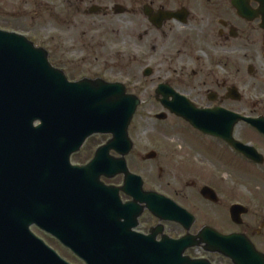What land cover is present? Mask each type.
<instances>
[{
  "label": "flooded vegetation",
  "instance_id": "1",
  "mask_svg": "<svg viewBox=\"0 0 264 264\" xmlns=\"http://www.w3.org/2000/svg\"><path fill=\"white\" fill-rule=\"evenodd\" d=\"M172 1L127 0L128 6L115 3L109 8L92 0H0V28L32 35L30 41L38 45L37 27L48 34L55 30V41L66 42L61 38L64 35L79 42L88 35L82 32L88 21L97 27L102 23L99 17L123 23L113 22L114 38L109 47L101 42L82 49L75 46L95 56L88 60L96 61V71L87 74L100 75L102 59L109 74L127 73L137 58L134 48L143 44L145 71L150 75L145 76L144 71L136 84L129 77L123 82L127 92L139 98L145 93L153 104L164 108V101H173V96L157 93L160 86H165L175 92L179 105L186 104L188 113H194V121L212 131L193 127L182 112L176 116L164 110L168 115L163 121L154 117L157 122L146 138L147 147L153 148L140 157L134 142L127 157V162L136 155L142 161L156 163L152 170L156 168L159 176L152 181L143 179V190L186 209L194 220L189 235L198 236L208 230L222 236H239L243 262L264 264V0ZM97 6L103 8L100 13L89 12ZM119 6L120 13L115 11ZM167 13L173 18H167ZM77 49H73L75 54H79ZM49 60L68 78L71 70H81L71 59L65 58L66 64L57 61L52 51ZM124 61H128L127 66ZM173 119L178 129L175 147L167 142L168 125L163 124ZM98 137L108 139L92 146ZM109 139L108 135L89 138L72 156V163L89 164ZM140 143L145 149L144 138ZM149 154H154V159L144 160ZM111 156L119 158L117 152ZM102 180L118 189L125 183L123 175ZM120 197L124 204L134 202L122 190ZM191 198L193 209L181 204ZM138 206L143 210L132 229L136 234L149 236L158 229L156 242L163 238L179 241L188 235L183 223L161 221L144 204ZM186 255L210 264H234L203 247L190 248Z\"/></svg>",
  "mask_w": 264,
  "mask_h": 264
},
{
  "label": "water",
  "instance_id": "2",
  "mask_svg": "<svg viewBox=\"0 0 264 264\" xmlns=\"http://www.w3.org/2000/svg\"><path fill=\"white\" fill-rule=\"evenodd\" d=\"M158 93L173 96L172 102L164 101L172 114L182 112L193 126L208 132L193 120L186 104H178L172 90L161 86ZM140 105L120 83L87 78L69 82L51 66L47 51L21 35L0 30V264H69L31 233L33 225L86 264H210L185 257L195 247L228 257L234 264H250L242 260L239 236L208 230L189 235L194 222L189 212L145 192L141 177L129 172L126 157L133 149L129 128ZM97 134L112 139L97 150L91 163L73 166L71 156ZM112 151L120 159L111 157ZM118 175L125 176L121 190L133 197V203L123 205L120 190L101 182L102 176ZM142 203L160 220L183 223L188 235L157 243L158 229L148 237L133 233Z\"/></svg>",
  "mask_w": 264,
  "mask_h": 264
},
{
  "label": "rangeland",
  "instance_id": "3",
  "mask_svg": "<svg viewBox=\"0 0 264 264\" xmlns=\"http://www.w3.org/2000/svg\"><path fill=\"white\" fill-rule=\"evenodd\" d=\"M91 1V0H89ZM93 3H97L99 6L109 7L112 8L115 3L123 4L128 6L127 0H92ZM175 2L174 0L172 3ZM99 20L102 21V23H98L99 27L93 25V23L89 22L87 23V27L82 30L86 31L88 35L80 40L79 42H74L64 35L61 36L66 42H64L62 39H58L57 41L53 40V36H56L55 30H51L48 34L47 32L43 31V29L37 27L35 31L38 33L37 37V44L38 46H42L49 50V52H53L54 59H57L59 62H65V58L71 59L72 62L75 63V67H80V71H73L71 70V75H69L70 80H81L83 78H104L107 81L110 82H127V79L130 77L133 80L132 84H136V80H140V78L143 76V73L145 71V68L147 66L146 63V56L142 53L144 51V46L141 44L140 46H136L134 48V52H136V59L135 63L131 66H128V72L122 74L117 72L116 74H109L105 71V61L102 59L100 61L101 64H103V67L99 70L102 71L100 75H94V74H87V72H90V70L96 71V61L91 60L89 61V57L95 58V56H88V52H82L80 49H77L75 46H79L81 49L87 45H94L96 42H101V44H104L106 46H110V43L113 41L114 35H113V22L118 23L121 26H124L123 23L118 22L117 20L114 21L113 18H101L99 17ZM48 28V27H47ZM32 29V28H26L21 29L23 31ZM33 30V29H32ZM71 46H74V48H71ZM73 49H77V52L79 54H75L73 52ZM86 59V60H84ZM125 62V63H124ZM123 63L125 66H127L128 61H124ZM110 63V61L108 62ZM82 66V67H81ZM120 71V70H118ZM146 83V81L144 82ZM143 83V84H144ZM150 94H153L152 90L150 89ZM137 96V95H136ZM140 99L143 102L142 105L139 107L136 116L133 120V123L130 128V136L133 139V142L137 143L136 145V151L140 152V157L144 156L146 153L152 149V146L147 147L146 145V138L149 137L148 134L152 133L153 127L155 126V115L163 112V108L160 106H157L151 102L147 95L144 93V95H140ZM173 120H170L169 122L163 123L168 125L167 131L169 132L170 139H168V143L175 147L178 143L177 136V124L172 123ZM144 138L145 143H140V139ZM108 138L98 137L96 143L91 144L92 146L94 144H98L100 142H106ZM136 152V153H137ZM138 156H132L129 158L128 164L132 172H134L136 175L141 176L145 181L146 180H155L159 173L157 169L152 170V167L155 165V162L151 161H142L141 158ZM114 181H108L109 184H112ZM182 205L187 206L190 209H193L194 201L193 199H187L183 200ZM34 233L41 238L43 241L47 243L50 247L54 248L60 256H62L67 262H70L71 264H83L78 259L74 258L73 255L69 251H66L63 249L62 246H60L56 241L53 239L45 236L43 233L39 232L37 229H33ZM199 256H201V253H198Z\"/></svg>",
  "mask_w": 264,
  "mask_h": 264
}]
</instances>
